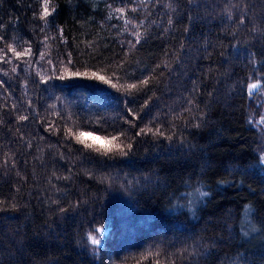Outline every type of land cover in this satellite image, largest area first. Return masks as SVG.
<instances>
[{
	"label": "trees",
	"instance_id": "trees-1",
	"mask_svg": "<svg viewBox=\"0 0 264 264\" xmlns=\"http://www.w3.org/2000/svg\"><path fill=\"white\" fill-rule=\"evenodd\" d=\"M42 3L0 0V264H264V0Z\"/></svg>",
	"mask_w": 264,
	"mask_h": 264
},
{
	"label": "snow or ice",
	"instance_id": "snow-or-ice-1",
	"mask_svg": "<svg viewBox=\"0 0 264 264\" xmlns=\"http://www.w3.org/2000/svg\"><path fill=\"white\" fill-rule=\"evenodd\" d=\"M41 7H42V11L40 14L41 19L46 18L51 14V11H54V8L51 9L50 11V0H43ZM116 11L123 13L124 9H117ZM136 35L137 37H139L140 34L136 33ZM8 50L12 51L17 58L21 57L24 54L15 51V49L12 48L11 46H9ZM0 59H3V57H0ZM13 71H15V69H13ZM93 76H97V74L93 73ZM97 78L100 80H104L106 83L110 82L104 76H97ZM142 83H147V80L143 81ZM113 86L115 87V85ZM136 87L137 85L134 84L128 85L129 89H133ZM255 87H256L255 84L249 85V88H255ZM21 119H24V117H21ZM144 131L145 130H141V133H137V135L142 134ZM147 131H151V129H148ZM68 134L73 136L77 140V142L84 144L86 148L92 149L98 153H101L102 155H108L109 153L112 152H119L120 154L123 155L125 154L124 152L125 147L131 148V144L123 145L122 143L119 142L121 136H123L124 133H119L117 135H112L110 137L93 138L92 142H89L88 139H86V137H91L93 135L92 133H86L84 131L72 132L71 129H69ZM97 231H99V229ZM88 239L94 245L99 243V241L91 234L89 235Z\"/></svg>",
	"mask_w": 264,
	"mask_h": 264
},
{
	"label": "water",
	"instance_id": "water-1",
	"mask_svg": "<svg viewBox=\"0 0 264 264\" xmlns=\"http://www.w3.org/2000/svg\"><path fill=\"white\" fill-rule=\"evenodd\" d=\"M258 84H256V87L255 88H249L248 91L251 92V93H254L256 91V89L258 88Z\"/></svg>",
	"mask_w": 264,
	"mask_h": 264
}]
</instances>
